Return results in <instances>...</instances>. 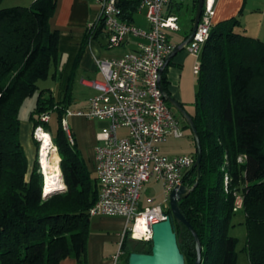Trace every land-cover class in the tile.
Here are the masks:
<instances>
[{"label":"trees","instance_id":"trees-1","mask_svg":"<svg viewBox=\"0 0 264 264\" xmlns=\"http://www.w3.org/2000/svg\"><path fill=\"white\" fill-rule=\"evenodd\" d=\"M117 2L121 18L135 23L140 0ZM197 6L195 0L194 10ZM56 9L57 0L0 9V264H61L69 258L89 264L90 210L99 188L73 130L71 145L62 121L74 103V80L87 47L105 34V27L103 23L87 27L57 100L50 89L40 90L38 85L50 77L62 57L61 32L50 24ZM180 10L181 6L176 12ZM240 15L212 27L200 58L194 111L189 112L202 144L201 174L195 164L186 176L184 185H197L180 208L202 244V264H237L239 239L230 230L235 227L238 192L243 196L247 229L243 251L250 264H264V41L238 31ZM168 69L162 86L171 95ZM52 78L57 79L56 72ZM36 93L30 122L34 131L43 126L51 135L65 184L47 195L39 164L40 142L35 139L37 158L31 165L21 141V108ZM44 114L56 117L54 131L51 122L40 120ZM184 123L196 148L191 128ZM174 225L186 264H194L198 254L193 233L176 221ZM121 250L128 264L133 252L151 253L152 242L134 240L126 232Z\"/></svg>","mask_w":264,"mask_h":264},{"label":"built area","instance_id":"built-area-1","mask_svg":"<svg viewBox=\"0 0 264 264\" xmlns=\"http://www.w3.org/2000/svg\"><path fill=\"white\" fill-rule=\"evenodd\" d=\"M184 1L140 0L138 15H143L147 23L142 26L121 18L117 0H100L98 16L88 27L103 23L107 47H127V51L110 59L95 58L98 76L81 80L94 91L89 107L85 111L68 110L62 121L71 145L75 144L71 117L107 122L96 134L93 171L99 197L90 215L123 219L125 233L129 232L134 240L151 241L153 225L170 216L172 191L184 185L196 164L194 153L169 155L163 151L168 138L185 136L184 126L165 100L160 85L161 70L177 47L171 34L181 31L175 6ZM214 15L215 0H205L196 34L184 48L197 58L196 76L200 73L202 49L209 40ZM40 120L50 123L52 115L44 114ZM41 131H46L43 126L35 129L37 141ZM152 181L162 185L164 198L161 203L149 206L143 203L142 192ZM242 204L243 196L238 192L235 211ZM121 256L119 250L107 264H123Z\"/></svg>","mask_w":264,"mask_h":264},{"label":"crops","instance_id":"crops-1","mask_svg":"<svg viewBox=\"0 0 264 264\" xmlns=\"http://www.w3.org/2000/svg\"><path fill=\"white\" fill-rule=\"evenodd\" d=\"M13 1L18 2L16 4H23L22 6H29L36 0ZM99 1L100 0H57V9L50 21V24L53 30H59L61 32L60 51L62 61L65 57L67 58L65 69L61 74V82H58L55 87L50 89L57 100L62 97L63 91L66 88L74 59L79 51L80 43L86 29L90 22L94 21L98 16ZM194 2L195 0H185L183 3L175 6V12L179 6H181V9L184 6H187V10L192 21ZM239 15L242 27L239 28L238 31L264 41V0H215L213 26ZM182 42L183 41L176 43V45L178 46ZM103 47L104 46L99 43L98 40H92L87 47L79 70L95 74L96 76L94 78H96L98 73L95 66V58H102L101 55ZM123 49L126 50L127 47H124ZM196 60V57L183 50L172 59L173 64H169L168 66V77L170 80L169 90L171 95L180 103H184L186 101V95L184 92L187 91V87L184 88V86H182L179 74H181V69L186 68L188 62L189 102L192 103L194 101L193 99L195 98V93L197 91L198 79V76L193 74ZM62 61L59 65H62ZM59 65L57 68L60 67ZM57 68L55 67V69ZM83 77L85 76L83 75L81 77L80 83ZM93 95L94 91L92 96ZM90 98L85 108L89 107ZM78 111L83 110L80 109ZM72 130L76 136L78 147L82 151L86 162L90 168L94 167L96 135L88 136V129L82 126L75 127ZM233 228H231V230ZM124 235L125 221L123 219L115 217L92 218L91 235L88 244L89 264L109 263L118 251L119 246L122 244ZM61 264H77V262L74 259L69 258L64 260Z\"/></svg>","mask_w":264,"mask_h":264},{"label":"rangeland","instance_id":"rangeland-1","mask_svg":"<svg viewBox=\"0 0 264 264\" xmlns=\"http://www.w3.org/2000/svg\"><path fill=\"white\" fill-rule=\"evenodd\" d=\"M16 3L18 2H14L13 0H4L0 4V9L23 5V4H16ZM177 13L180 15V18H181L180 19L181 31L173 32L171 34L172 41L175 44L183 41L184 37L188 33L191 32V29L193 27V21H191V17L189 16L187 6H184L181 9V11ZM195 15H196V9L193 12V18H195ZM136 23L142 26H147L146 20L144 19L143 15L137 14ZM126 51L127 50H124L123 48H108L107 46H104L102 48L101 56L102 58L110 59L113 57L121 56ZM66 59L67 58L65 57L64 60L62 61V57H61V61L63 62L62 65H59L60 67H58L57 69H55V67L53 66L51 69L50 77L47 80L40 81L38 83L40 90L51 89L55 87L58 82H61V74L63 73V70L65 69V64L67 62ZM55 72L57 73V79L52 78V75ZM83 75L85 76V78H91V79L96 76L95 74L85 72L84 70L77 71L75 80H74V90H73L74 103L71 106V110L75 112L80 109H82L83 111L87 110V108L85 107L87 106L89 98L93 94V91L91 89L83 86L80 83V79ZM179 77L181 78L182 86H184V88L187 87V91L184 92L186 95V101L184 102L185 109L187 110L188 113L193 112L195 98L193 99L194 100L192 102L193 104L189 102V62L187 63L185 69H181V74H179ZM37 96H38V93H36L33 97L27 99L24 105L22 106L21 112H20V119H21V124H22L21 141H22L23 147L25 149L26 155L31 165L35 162V159L37 158V146L35 144V137H34L35 131H34L32 123L30 122V115L36 107ZM171 109L174 112V114L181 120L184 126L185 123H184L183 117L177 112V110L173 108ZM69 122L71 124L72 129L78 126L87 128L88 136H92V135L95 136L97 133L102 131L104 127L107 126V122L90 121L87 118L79 117V116H74L70 118ZM56 126H57V120H56V117L53 116L52 121L50 123L51 131H54ZM163 151L169 155H176V154L184 155V154L195 153L196 148H195V144L192 139L191 132L189 130L185 131V136L183 138H175V137L168 138L166 143L163 145ZM38 155H39V164H40V149L38 150ZM59 164H60V161H59ZM41 173L44 176L42 167H41ZM239 193L241 194V192ZM163 198H164V192H163L162 185L154 181L147 184L142 192V201L145 205L150 206L153 204H159L163 201ZM244 221H245V215H244L242 207H240V209L236 211V214L234 217L235 227L230 232L231 236L237 237L239 239V243L237 245V251H238L237 264H250L248 253L243 251V248L246 246V240H247V229H246V226L244 225ZM121 246L122 244L119 246L118 251L120 250L122 252ZM118 251L116 252V254L118 253ZM121 260L123 264L127 263L126 255L123 252H122Z\"/></svg>","mask_w":264,"mask_h":264},{"label":"water","instance_id":"water-1","mask_svg":"<svg viewBox=\"0 0 264 264\" xmlns=\"http://www.w3.org/2000/svg\"><path fill=\"white\" fill-rule=\"evenodd\" d=\"M204 3L205 0H198V6L191 32L188 38L185 41H183L181 44H179L172 52V54L168 57L164 67L161 70V77L165 72L166 68L171 63L172 59L175 58L179 53H181L184 50L185 46L193 40L196 31L198 29L201 16L203 14ZM98 41L103 46L108 45V40L105 34L102 37H100ZM160 85L165 100L175 110H177V112L183 117V119L187 122V124L191 128V131L193 133L196 142V151H197L196 167L200 177L203 150L200 141V136L195 126V123L191 115L185 109V107L163 88L162 79L160 80ZM196 185L197 184H195L191 188H189L186 185H183L180 188H176L172 191L170 195V208L172 214L166 220L156 223L152 227L153 230V234L151 238L152 252L151 253L133 252L129 255L128 264H186L185 255L181 252V249L179 247V244L182 242V239L178 238L177 233L175 231V225H174L175 221L181 226L182 225L187 226L193 233L196 242L197 254H198L197 260L194 264H202V250H203L202 244L200 242L198 234L196 233L192 225L186 220L180 208V203L189 196V194L195 189Z\"/></svg>","mask_w":264,"mask_h":264},{"label":"bare ground","instance_id":"bare-ground-1","mask_svg":"<svg viewBox=\"0 0 264 264\" xmlns=\"http://www.w3.org/2000/svg\"><path fill=\"white\" fill-rule=\"evenodd\" d=\"M40 141V164L44 173V186L46 194L65 188L59 167V155L52 142V137L47 131L38 134Z\"/></svg>","mask_w":264,"mask_h":264}]
</instances>
